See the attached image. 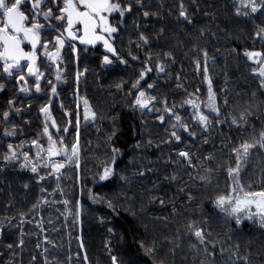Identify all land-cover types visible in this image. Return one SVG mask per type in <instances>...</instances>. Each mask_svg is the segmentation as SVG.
<instances>
[{
  "label": "trees",
  "instance_id": "1",
  "mask_svg": "<svg viewBox=\"0 0 264 264\" xmlns=\"http://www.w3.org/2000/svg\"><path fill=\"white\" fill-rule=\"evenodd\" d=\"M45 1L43 10L57 15L61 0L55 9L52 0ZM22 8L32 16L30 5ZM228 27L227 37L204 43L216 62L211 79L219 117L201 128L186 111L179 116L188 131L173 128L175 115L164 109L176 114L180 102L197 90L148 88L146 83L134 89L139 67L106 72L93 54L82 50L77 59L66 48L61 80L43 58L38 64L43 80L37 82L26 66L9 76L0 62V264H112V257L117 264H245L238 259L245 256L249 264H264V228L257 221L238 227L214 206L232 184L226 169L235 166L233 149L264 129L262 78L241 54L254 48L255 35H264V7L251 22L231 15ZM57 36L45 30L42 42L54 49ZM135 42L147 53V44L139 38ZM189 53L184 51L182 66L190 73L192 62L201 59ZM141 90L156 98L151 111L134 104ZM85 99L95 119H85ZM42 108H48L56 128ZM241 113L248 123L237 127L232 120L239 122ZM46 123L57 142L62 138L71 145L78 139V166L60 158L56 162L64 167L52 172L55 160L48 161L47 152L37 158L32 141L47 148ZM9 145L33 162L22 167V161H6ZM181 151L189 153L191 164L178 155ZM110 164V177L100 180ZM240 182L251 190L264 188V149L250 154ZM193 223L210 233L207 247L214 255L188 229Z\"/></svg>",
  "mask_w": 264,
  "mask_h": 264
},
{
  "label": "snow or ice",
  "instance_id": "2",
  "mask_svg": "<svg viewBox=\"0 0 264 264\" xmlns=\"http://www.w3.org/2000/svg\"><path fill=\"white\" fill-rule=\"evenodd\" d=\"M52 2L56 3L57 0H52ZM26 4L31 5L32 22L30 26L27 24L29 21V16L22 8V6ZM42 5H44V0H0V62H2L3 71L9 76L13 75V69H22L26 66L28 69V74L30 76H35L37 82L40 80V75H37L39 69L36 67L37 57L35 50L38 45L43 47L45 50L48 48L47 43L42 45L40 44V29L43 28L44 25L39 23L37 17L41 14L45 20L52 18L57 21L65 22L66 27L64 28V32L67 33L69 38L80 39L81 43L89 44H94L97 40H103L105 48L115 55V49L111 46L108 39H105V36L103 35L106 33L110 37L113 33L117 32V27H114L109 23V16H111L112 13H119V16L123 17L126 12L132 11L130 4L122 6L120 0H63V7L59 8L61 15L53 16L52 9L47 8L45 11L43 10ZM261 7H264V0H240V8H237L236 14H247L241 12V8H250L251 12L255 13ZM148 15V12H144L145 17ZM180 16L184 17L188 23H191L186 11L183 9V5H181ZM78 25L82 26L83 30V35L80 37H77L76 35V32L80 31V28H77ZM97 29H99L100 34L97 33ZM260 32L264 33V28H262ZM259 34L260 33H258V35ZM140 40L143 41L144 44L148 43V39L144 35L140 36ZM25 42L31 45V52H26L22 47ZM55 45L57 46L55 52H47L49 59H51L53 62H56L59 59L60 49L64 46L63 32L56 37ZM244 54L249 60H253L254 63L259 65L257 69H253V72L262 78L261 87L264 88V53L257 51H246ZM204 55L207 57L206 52ZM135 58L136 57H133V59ZM149 59H151V57H149ZM21 61H28L29 63L27 65H22ZM104 63H111L107 56L104 57ZM197 67L199 68V63L197 64ZM157 69L161 73L165 71L162 64H158ZM151 71V67H145V69L140 73L139 79L132 85V88L139 89L140 82L144 80L146 74ZM204 72L205 78L208 80L209 84L208 102L206 106L210 111L219 114V109L216 106V97L211 88V80L207 77L206 67L204 68ZM19 79L24 80L25 78L23 75H21ZM56 79H61L59 74L56 76ZM49 83H51V81H49ZM35 86L36 90L40 91L39 84L36 83ZM147 87L152 88L153 85L148 84ZM20 90L23 92L28 91V89L25 87H21ZM52 93H56V88L54 85L52 87ZM155 99L156 98L154 96L146 95L145 91L141 90L135 97L134 104L140 108H148L149 111H151L152 109L149 108V104H152ZM164 103L167 105V101H164ZM185 103L197 109L198 121L200 124L206 127L209 120L206 115L199 112V104L193 99H187ZM84 106L86 110L85 119H88L89 116L92 119H95L96 114L91 112L90 106L86 99L84 100ZM164 110L170 115H175L172 112V109L167 106ZM41 111L47 114L48 119H51V127L56 128V121L55 119L51 118L48 108H42ZM4 118H8L7 112L4 113ZM159 119L161 122H163L164 117L161 116ZM175 119L176 124L172 125L173 128L180 126L183 127L185 131H188L187 126L181 124V118L179 115H175ZM240 122L248 123V121L245 119L244 113H241L239 122L235 118L232 120V123L237 127L241 126ZM78 125L79 120H77V128ZM67 131L68 129L65 128L64 132ZM5 134L12 135L13 133L9 132ZM43 135L48 139V146L46 149L37 140L32 141V145L37 148L36 156L38 158H40L44 152H47L48 160H52L53 157L63 155L68 162H72L75 158L77 160L78 166V139L71 145H65L62 138L57 142V140H54L52 134L49 132V125L47 123L44 126ZM171 136L175 137L176 141L180 140V136L175 131L171 133ZM57 143H59L60 147H57ZM257 148L264 149V129L260 131L258 137H253L250 141H242L238 147L233 149V155L236 159L235 166H229L226 169L229 178L232 179V184L226 193L220 194L216 197L214 200V206L226 215L235 217L237 225L241 223L242 219H255L258 221L260 227L264 228V188L259 191L251 190L250 185L246 186L240 182V172L242 165L248 160L251 151ZM8 150L10 155L5 156V160H15L17 158V153L13 150L12 145L8 146ZM115 151L118 150L114 149V152ZM178 155L180 157H184L186 160H188L189 164H191V157L188 152L181 151L178 153ZM23 157L25 165H22V167L26 166V164L32 163V161L29 160L28 153H23ZM63 167V163L53 162L52 172H60ZM31 171L36 173L37 166H33ZM111 172L112 170L110 168L105 167L103 173L99 176V179L106 180L111 175ZM41 179H44V177H41ZM201 179L203 180L205 177H201ZM64 203L67 204L68 201H64ZM188 229L199 241V244L204 246L203 250L208 255H214V252H210L207 247V245L210 243L208 240L210 233H206L203 228L197 227L194 223L189 224ZM9 247H11V245H9ZM192 247L195 248L196 245H193ZM215 247L216 245L213 243L212 248L214 249ZM147 251L151 252L152 249H147ZM233 255H235V253H233ZM84 259L87 261L86 256ZM238 259H243L245 264H249V257L247 256L238 257ZM112 264H117L116 257H112Z\"/></svg>",
  "mask_w": 264,
  "mask_h": 264
},
{
  "label": "flooded vegetation",
  "instance_id": "3",
  "mask_svg": "<svg viewBox=\"0 0 264 264\" xmlns=\"http://www.w3.org/2000/svg\"><path fill=\"white\" fill-rule=\"evenodd\" d=\"M60 3L61 7H63V0H61ZM120 3L122 6L130 4L132 11L126 12L123 17H120L119 13H112L111 16H109V23L117 27V32L113 33L110 37L106 33L103 34L105 39H108L111 46L115 49V55L105 48L103 40H97L94 44L81 43L80 39H71L65 32L67 38H64V46L60 49L59 59L53 62L47 55V52H55L56 48L49 49L48 47L47 50H45L40 46L36 51V67L38 68L40 60L44 58L54 70L56 76L59 74L60 77H62V53L66 48H70V50L75 53L77 59L82 50L85 54H93L100 62L101 68L106 72L128 69L134 70L135 67H139L138 73L140 77V73L145 67H151L152 71L146 74L145 79L140 82V86L142 87L146 83L152 84L153 86L160 84L162 88L167 89H196L197 91L195 93L191 92L180 102L178 112L175 115H181L186 111H190L194 117V121L201 128H206L198 121L197 109L185 103L187 99L195 100L199 104V112L206 115L209 122L219 117L216 112L210 111L206 106L208 102L209 84L208 80L205 78L204 68H207V77L211 80V88L215 94V84L211 79V69L212 66L216 65V62L214 61L212 52L204 48L206 46L204 43L211 42L215 37L220 38L223 35V38H225L229 35L228 26L231 15L242 22H251L259 15L262 7L255 13H252L250 8H241V12L247 14L237 15V8H240V0H139V2L138 0H120ZM46 4L47 2L44 0V5H42L43 9ZM181 5H183V9L186 11L191 23H188L184 17L180 16ZM51 6L53 9L59 7L56 6L55 3H52ZM144 12H148L149 15L145 17ZM58 15H61L59 10L58 14L53 16ZM31 17L32 16H29V21L27 22L29 26L32 22ZM40 18L43 19L46 24L50 25L47 29L45 26L40 29L41 45L43 44L42 33L45 30H54L60 35L61 32L59 28L64 30L66 27L65 22L57 21L52 18L45 20L41 14L38 16L37 20L43 25L44 22H41ZM77 28H80V31H77L76 35L80 37L83 35L82 26L78 25ZM97 33L100 34L99 29H97ZM141 35H144L148 39L146 46L148 49L147 53L141 52L142 50H140L139 45L135 42V39H140ZM183 42L189 45L186 47V45H183ZM23 46L28 52L29 48L25 43ZM55 47L57 46L55 45ZM253 47L254 48L249 51L264 53L262 49L264 47V35H255ZM188 50L191 51L189 56H198L201 59L192 62L190 73L188 70H184L182 66L184 51ZM246 51L247 50L241 53L242 56L252 69H257L259 65L252 63V60L248 59L244 54ZM205 52L207 53V57L204 55ZM105 56L108 57L111 63H104ZM155 56H158V60H154ZM133 57L136 58L133 59ZM149 57H151V59H149ZM28 63L29 62H22L21 64L27 65ZM198 63L199 68L197 67ZM158 64L164 66V72L161 73L158 71ZM18 70L21 69H13L12 71L16 72ZM37 75H39V72ZM30 77L36 79L35 76ZM40 80H43V77H41ZM0 86H2L0 87L1 93L4 90L2 81L0 82ZM84 111H86L85 108ZM180 118L182 124L183 118ZM171 121L176 124L175 116ZM177 127L181 128L180 126ZM255 150L257 149H253L251 153ZM60 156L62 157V155ZM248 160L242 165L240 176ZM217 210L221 212L219 209ZM221 213L225 214L223 212ZM253 221L257 220H251V222Z\"/></svg>",
  "mask_w": 264,
  "mask_h": 264
},
{
  "label": "rangeland",
  "instance_id": "4",
  "mask_svg": "<svg viewBox=\"0 0 264 264\" xmlns=\"http://www.w3.org/2000/svg\"><path fill=\"white\" fill-rule=\"evenodd\" d=\"M30 4H26L25 6H29ZM31 6V5H30ZM38 18V17H37ZM52 23V22H51ZM52 25V24H51ZM45 26V28L47 29L50 25L49 24H47V25H44ZM59 30H60V32L62 33H64V38H67V36H66V34H65V32H64V30H61L60 28H59ZM58 33V32H57ZM59 34V33H58ZM252 63H254V61L252 60L251 61ZM254 64H256V63H254ZM40 78H41V76H40ZM60 158H62L64 161L63 162H66L67 160H66V158L62 155V157L61 156H59ZM18 158H19V160H18ZM60 158H58V159H60ZM58 159H56L55 160V163H63V162H56ZM17 161H22L23 163H25V161H24V157H20V156H17V158L15 159V160H11V162L10 163H15V162H17ZM41 162H43V160L41 161ZM72 162H77V160L74 158L73 159V161ZM52 164L53 163H51V167H52ZM112 167H113V165L112 164H110L109 166H108V168H110L111 170H112ZM110 177V176H109ZM100 181V180H99ZM221 213V212H220ZM226 215V214H225ZM226 216H228V215H226ZM229 218L233 221V223L236 225V226H238V227H245L246 225H248L250 222H251V220H248V219H242V221H241V223L239 224V225H237V223H236V219H235V217H230L229 216Z\"/></svg>",
  "mask_w": 264,
  "mask_h": 264
},
{
  "label": "water",
  "instance_id": "5",
  "mask_svg": "<svg viewBox=\"0 0 264 264\" xmlns=\"http://www.w3.org/2000/svg\"><path fill=\"white\" fill-rule=\"evenodd\" d=\"M40 43H41V41H40ZM25 44H26V46L29 48V51H28V52H31V51H32L31 45L28 44L27 42H25ZM22 47L24 48L23 45H22ZM39 47H40V45L37 46L35 52L38 50ZM24 50H25V49H24ZM25 51H26V50H25ZM26 52H27V51H26ZM36 57H37V56H36ZM22 62H28V61H21V63H22ZM36 64H37V58H36ZM58 158H59V156H56V157H53L52 160H56V159H58ZM47 160H48V159H47ZM48 161H51V160H48Z\"/></svg>",
  "mask_w": 264,
  "mask_h": 264
}]
</instances>
